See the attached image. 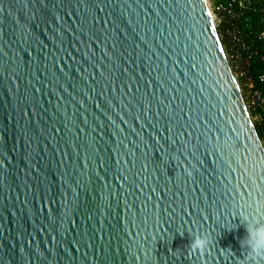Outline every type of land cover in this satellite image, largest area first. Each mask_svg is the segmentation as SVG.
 Listing matches in <instances>:
<instances>
[{
    "label": "water",
    "instance_id": "1",
    "mask_svg": "<svg viewBox=\"0 0 264 264\" xmlns=\"http://www.w3.org/2000/svg\"><path fill=\"white\" fill-rule=\"evenodd\" d=\"M255 220L264 146L209 0H0V264H264Z\"/></svg>",
    "mask_w": 264,
    "mask_h": 264
},
{
    "label": "built area",
    "instance_id": "2",
    "mask_svg": "<svg viewBox=\"0 0 264 264\" xmlns=\"http://www.w3.org/2000/svg\"><path fill=\"white\" fill-rule=\"evenodd\" d=\"M209 3L232 71L240 85L246 107L253 122L258 121L264 98L249 74L250 56L253 51L238 28L237 20L244 11L255 6L261 14L259 37L264 41V0H238L236 7L232 0H209ZM260 78L264 80V74Z\"/></svg>",
    "mask_w": 264,
    "mask_h": 264
},
{
    "label": "trees",
    "instance_id": "3",
    "mask_svg": "<svg viewBox=\"0 0 264 264\" xmlns=\"http://www.w3.org/2000/svg\"><path fill=\"white\" fill-rule=\"evenodd\" d=\"M222 1V0H221ZM236 7L238 0H232ZM260 18L261 14L254 6L250 10L244 11L237 20L238 28L240 29L245 41L251 46L252 55L250 56L249 74L255 81L256 87L260 90L264 98V80L260 76L264 74V41L260 39ZM256 130L264 141V104L260 113V119L254 121Z\"/></svg>",
    "mask_w": 264,
    "mask_h": 264
},
{
    "label": "clouds",
    "instance_id": "4",
    "mask_svg": "<svg viewBox=\"0 0 264 264\" xmlns=\"http://www.w3.org/2000/svg\"><path fill=\"white\" fill-rule=\"evenodd\" d=\"M246 233V236L240 241L241 246L247 247L251 258L264 256V222L255 220L248 223ZM208 243L206 236L195 235L191 240V247L193 249H203L207 247Z\"/></svg>",
    "mask_w": 264,
    "mask_h": 264
},
{
    "label": "rangeland",
    "instance_id": "5",
    "mask_svg": "<svg viewBox=\"0 0 264 264\" xmlns=\"http://www.w3.org/2000/svg\"><path fill=\"white\" fill-rule=\"evenodd\" d=\"M262 143H263V146H264V141H262Z\"/></svg>",
    "mask_w": 264,
    "mask_h": 264
}]
</instances>
